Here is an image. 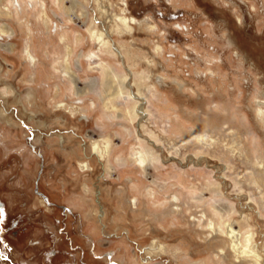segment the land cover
Returning a JSON list of instances; mask_svg holds the SVG:
<instances>
[{
	"label": "rangeland",
	"instance_id": "374dc122",
	"mask_svg": "<svg viewBox=\"0 0 264 264\" xmlns=\"http://www.w3.org/2000/svg\"><path fill=\"white\" fill-rule=\"evenodd\" d=\"M0 203V264H264V0H0Z\"/></svg>",
	"mask_w": 264,
	"mask_h": 264
},
{
	"label": "bare ground",
	"instance_id": "6f19581e",
	"mask_svg": "<svg viewBox=\"0 0 264 264\" xmlns=\"http://www.w3.org/2000/svg\"><path fill=\"white\" fill-rule=\"evenodd\" d=\"M17 6L19 7L18 3ZM103 37V36H102ZM100 40V39H99ZM107 45V42H104V45ZM25 51L27 52V55L30 59L34 58L33 55L29 52V49H25ZM128 77H126L127 80ZM137 97V95H134ZM139 98H144V97H139ZM142 102H139V105L135 106V112L137 113H145L143 106L141 104ZM152 155V152L149 149H145L144 150V156L146 159H149ZM213 227V226H212ZM226 232L228 233V236L232 239L233 243H234V247L236 248V250H240L241 249V242H240V235L239 232L235 230V228H233V226L231 224H227V228H226ZM247 240H250V237L248 236ZM253 254L255 256H258V254L256 252L253 251Z\"/></svg>",
	"mask_w": 264,
	"mask_h": 264
},
{
	"label": "snow or ice",
	"instance_id": "6c2138e0",
	"mask_svg": "<svg viewBox=\"0 0 264 264\" xmlns=\"http://www.w3.org/2000/svg\"><path fill=\"white\" fill-rule=\"evenodd\" d=\"M162 15V13H160ZM8 227H11V223L8 219V214L7 212L4 213L3 217L0 218V240H3V233L6 231ZM63 231H66V229L61 230V234H63Z\"/></svg>",
	"mask_w": 264,
	"mask_h": 264
},
{
	"label": "flooded vegetation",
	"instance_id": "af4514ba",
	"mask_svg": "<svg viewBox=\"0 0 264 264\" xmlns=\"http://www.w3.org/2000/svg\"><path fill=\"white\" fill-rule=\"evenodd\" d=\"M4 213H5V211H4V209H3L2 204L0 203V218L3 217ZM16 225H17V220H14V221L12 222V227H13V226H16ZM7 259L9 260V258H7Z\"/></svg>",
	"mask_w": 264,
	"mask_h": 264
}]
</instances>
